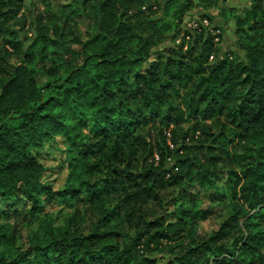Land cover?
Instances as JSON below:
<instances>
[{
	"label": "trees",
	"instance_id": "16d2710c",
	"mask_svg": "<svg viewBox=\"0 0 264 264\" xmlns=\"http://www.w3.org/2000/svg\"><path fill=\"white\" fill-rule=\"evenodd\" d=\"M23 2L0 0V247L15 250L0 251V264H159L163 254L167 264H264V0L245 16L220 0H83L90 27L79 53L43 24L34 51L12 64L21 51L7 38ZM203 4L237 22L244 60L220 56L205 29L177 45L187 14ZM56 137L70 158L57 192L35 156ZM221 172L230 200L214 199L223 222L202 234L196 222L213 211L196 208L189 184L212 188ZM19 193L33 212L83 202L95 223L48 225L21 244L10 215Z\"/></svg>",
	"mask_w": 264,
	"mask_h": 264
},
{
	"label": "rangeland",
	"instance_id": "374dc122",
	"mask_svg": "<svg viewBox=\"0 0 264 264\" xmlns=\"http://www.w3.org/2000/svg\"><path fill=\"white\" fill-rule=\"evenodd\" d=\"M23 9L20 12L17 19L11 24L12 34L8 39L15 41L20 46L18 55H15L11 63L17 64L20 56L23 53H29L34 51L33 43L35 37L38 35L37 27L39 25L46 24L52 29L58 27L60 31H64V50L71 49L73 53L77 54L80 52L81 46L78 44L79 41L85 42L87 40V34L89 32L90 25L83 16L82 3L83 0H23ZM197 4H202L200 0H195ZM223 7L228 6L230 8H237L244 16L246 11L251 7L253 0H220ZM221 8L205 9L201 6L200 9L196 8L187 14V18L184 20V32L182 29L181 36L178 40L183 41V34L188 32V23L195 19L207 18L211 23L213 29L220 31L221 42L218 44L221 50V55L226 53H233L239 59H245V53L238 48V35H237V22L231 19V14H227L228 23L225 22L224 18H221ZM208 17H206V16ZM56 17L52 20L51 17ZM210 17V18H209ZM214 19V23L210 19ZM40 32V31H39ZM171 40L163 41L153 52L150 59L151 63L161 53L164 52L165 46L171 45ZM177 45H181L178 44ZM52 58H55V48L51 50ZM34 76L38 81L39 85H43L47 82V78L44 76L42 67L35 63L32 67ZM241 144L235 146L238 150ZM69 147L67 142L62 137H56L54 139L45 142L43 149L35 151L37 160L44 166L45 174L43 176V184L50 186L54 191H63L67 187V181L69 178V163L70 158ZM220 179L215 182L213 180L212 188L200 187L199 182L195 180L192 184L195 187V204L199 210L211 209L213 214L210 215L208 220L202 222H196L198 232L202 234H212L217 231L223 220L218 216V212L221 208V203H214V199L219 197L226 204L229 202L228 186L226 184L227 174L221 172L217 174ZM212 181V180H211ZM227 196V197H226ZM22 194L19 193L14 197L12 201V209L10 210L13 219L19 218L17 231L22 236L21 244L27 245L28 239L33 233L38 230L44 229L46 226L51 225L54 229L64 227L68 222H73L82 229H87L93 223H95V217L88 211V208L83 205V202H74L73 208L65 205L62 206L59 200L54 203H50L46 206L43 211H32V206L22 200ZM188 198V200L193 199ZM189 205V204H188ZM190 206V205H189ZM155 212L158 215L163 216L166 213L164 208L154 207ZM7 210L5 204H0V224H2L1 216ZM171 211H175L171 210ZM174 222V218L169 219ZM132 233L131 230L127 231ZM0 251L12 256L15 251L12 248L1 246ZM159 264H167L171 257L165 254L157 257Z\"/></svg>",
	"mask_w": 264,
	"mask_h": 264
},
{
	"label": "built area",
	"instance_id": "2783aa9c",
	"mask_svg": "<svg viewBox=\"0 0 264 264\" xmlns=\"http://www.w3.org/2000/svg\"><path fill=\"white\" fill-rule=\"evenodd\" d=\"M188 30L191 32H196V33H201L202 29L205 30H209V32L215 37V43L218 45L221 42V38H220V31H216L215 29H213L211 23L209 22V20L207 18H201V19H195L192 20L190 23H188ZM187 40H189L190 36L183 34V38H185ZM178 44H181V40H178ZM215 57L212 56L210 58V61H214ZM168 136H170L168 134Z\"/></svg>",
	"mask_w": 264,
	"mask_h": 264
}]
</instances>
